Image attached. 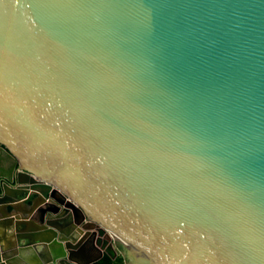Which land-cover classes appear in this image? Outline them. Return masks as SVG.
<instances>
[{
  "label": "water",
  "instance_id": "1",
  "mask_svg": "<svg viewBox=\"0 0 264 264\" xmlns=\"http://www.w3.org/2000/svg\"><path fill=\"white\" fill-rule=\"evenodd\" d=\"M1 158L5 264H264V0H0Z\"/></svg>",
  "mask_w": 264,
  "mask_h": 264
},
{
  "label": "crops",
  "instance_id": "2",
  "mask_svg": "<svg viewBox=\"0 0 264 264\" xmlns=\"http://www.w3.org/2000/svg\"><path fill=\"white\" fill-rule=\"evenodd\" d=\"M0 160H1V163H0V167H1V168L5 167V166H7L8 164L11 163V161L8 160V159H7V160H3V159L1 158ZM14 236H15V231H14L12 228L7 229V231L5 230V231L1 234V236H0V264H5V261L3 260L1 254H2L3 249L6 248V247L8 246V243L14 240ZM28 253H29V252H27L26 254H28ZM33 253H34V251H33ZM18 256H19V255H18ZM18 256H16V257L14 256L15 259H17L16 262H18V263H19L20 261L23 262V260L17 258ZM13 260H14V259H13ZM15 264H17V263H15Z\"/></svg>",
  "mask_w": 264,
  "mask_h": 264
},
{
  "label": "trees",
  "instance_id": "3",
  "mask_svg": "<svg viewBox=\"0 0 264 264\" xmlns=\"http://www.w3.org/2000/svg\"><path fill=\"white\" fill-rule=\"evenodd\" d=\"M93 264H125V258L122 255H119L114 259L112 254L106 253L100 260Z\"/></svg>",
  "mask_w": 264,
  "mask_h": 264
},
{
  "label": "flooded vegetation",
  "instance_id": "4",
  "mask_svg": "<svg viewBox=\"0 0 264 264\" xmlns=\"http://www.w3.org/2000/svg\"><path fill=\"white\" fill-rule=\"evenodd\" d=\"M10 165V164H9ZM9 165L7 166V167H9ZM105 240V241H104ZM105 242L106 243V245L105 246H108V244H109V242H108V240L107 239H104V238H100L99 239V241H98V244H102V242ZM115 249H117V251H118V255L115 257V258H117L119 255H122V253H121V251L116 247ZM107 253H110V254H112V256H113V258H114V252L112 251V249L111 248H109L108 249V252ZM106 254V253H105ZM104 254V255H105ZM124 258H125V264H128V262H130L131 260H130V257L127 259L124 255H122ZM114 258V259H115Z\"/></svg>",
  "mask_w": 264,
  "mask_h": 264
},
{
  "label": "rangeland",
  "instance_id": "5",
  "mask_svg": "<svg viewBox=\"0 0 264 264\" xmlns=\"http://www.w3.org/2000/svg\"><path fill=\"white\" fill-rule=\"evenodd\" d=\"M117 245L115 244V247H116Z\"/></svg>",
  "mask_w": 264,
  "mask_h": 264
}]
</instances>
